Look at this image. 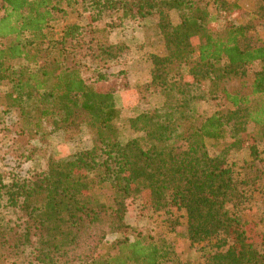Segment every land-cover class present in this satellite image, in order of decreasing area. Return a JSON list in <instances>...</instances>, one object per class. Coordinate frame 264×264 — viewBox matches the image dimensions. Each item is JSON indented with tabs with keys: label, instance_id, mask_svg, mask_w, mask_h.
Masks as SVG:
<instances>
[{
	"label": "trees",
	"instance_id": "1",
	"mask_svg": "<svg viewBox=\"0 0 264 264\" xmlns=\"http://www.w3.org/2000/svg\"><path fill=\"white\" fill-rule=\"evenodd\" d=\"M241 1L213 0L217 19L224 16L216 30L206 0H0V84L10 86L0 105L18 111V135L37 138L49 126L70 141L85 126L92 143L22 179L6 182L0 170V264H175L166 241L129 225L134 204L182 214L206 264H264L261 223L243 215L254 195L264 196V40L256 34L264 0H253L239 23L229 15ZM79 4L90 25L157 17L165 54L152 55L151 82L139 90L146 104V93H158L163 105L126 118L135 137L125 143L114 94L126 72L112 64L129 46L111 41L113 25L96 28L89 42L82 25H66L53 40L54 13ZM68 42L70 54L88 50L90 65L69 64ZM55 49L61 58L53 60ZM19 61L34 68L17 71ZM209 97L228 107L203 117L196 104ZM244 152L240 166L230 160Z\"/></svg>",
	"mask_w": 264,
	"mask_h": 264
},
{
	"label": "rangeland",
	"instance_id": "2",
	"mask_svg": "<svg viewBox=\"0 0 264 264\" xmlns=\"http://www.w3.org/2000/svg\"><path fill=\"white\" fill-rule=\"evenodd\" d=\"M208 8L213 18L212 27L216 30L223 26V19H217V11L213 0H206ZM242 8L238 13L229 15L230 18L236 19L239 23L246 21L247 16L254 11L253 0H242L240 2ZM65 9L64 13H54V20L51 23V32L54 41H61L63 37V30L66 25L78 24L85 28V39L90 41L93 37V31L96 28H104L105 26H111V41L115 43L126 42L132 44L134 48L137 49L138 55L144 59L148 58L151 53L155 52L157 54L165 53L163 49L164 43L160 36L158 30L155 28L157 17H152L145 26L141 29H127L126 33L122 36L121 27L114 26V20L110 18H105L102 22L90 25L89 14L84 11L81 4L75 5L68 8L63 5ZM3 15V11L0 9V17ZM256 34L259 35L264 40V27H258ZM197 45V41H195ZM65 47H68V51L64 53L67 55L69 64L74 60L82 61L90 65L89 60L85 59V55L88 53L86 48L78 50V52H72L70 43L68 42ZM51 59L56 60L61 58L58 51H51ZM152 57V56H151ZM118 61L112 64V70L114 72L123 71L120 70L126 63ZM72 65V64H71ZM15 69L22 70L28 68H34V66H29L28 63L24 61H19L14 64ZM258 66L254 67L257 70ZM125 80V79H123ZM125 83L124 81L122 82ZM10 91V86L8 84H0V97ZM154 108H160L163 105V98L157 94V97H153ZM117 108L120 112L122 122L120 126V140L125 143L130 139L135 137L134 132L130 129L129 125L126 123V118H128L129 112L136 115L137 108L135 110H127L121 103H116ZM145 106L139 111L146 109ZM228 107L227 102L224 98H218L217 100H212L210 97L203 101H199L196 104L198 112L203 117H208L213 115L216 111L221 108ZM132 115V114H131ZM18 111L11 110L8 112L6 108L0 105V170L5 176V181L10 182L14 179H22L38 173L47 168L50 158L64 159L80 150L87 149L92 146L90 141V132L87 127L82 126L73 140H67L66 134L63 132L49 134V126H46L47 133L33 138L29 135L20 137L18 135L19 131V119ZM208 149L211 156L218 154V149L214 142L211 140L207 141ZM261 149L264 150V144L261 145ZM30 157L27 160L25 157ZM248 159V153H238L231 155L230 160L235 161L239 166ZM140 205L134 204L129 206V211L127 214V221L131 227L137 232L151 233L157 241H166L173 251L176 258L175 264L182 262H191L193 264H206L207 258L205 257L204 251L200 245L192 246L187 240L186 234V220L182 214L176 212L174 217L165 214H154L148 212L147 210L142 211ZM243 215L247 221L259 222V229L264 231V196L256 194L253 198L252 206L249 210H244ZM262 217V218H261ZM118 237L117 235H111L108 237L109 241H113ZM174 264V263H172Z\"/></svg>",
	"mask_w": 264,
	"mask_h": 264
},
{
	"label": "crops",
	"instance_id": "3",
	"mask_svg": "<svg viewBox=\"0 0 264 264\" xmlns=\"http://www.w3.org/2000/svg\"><path fill=\"white\" fill-rule=\"evenodd\" d=\"M147 25V22H143L142 24H133L130 23L126 25V27L121 28L120 35L122 36L127 29H139V28H145ZM115 43H118L117 41ZM126 43V42H121ZM130 51L128 54H126L122 60L125 58L124 62L126 63L123 67H121L120 70H123L126 72V75L122 77V82L125 83L120 84L117 91L115 92V99L116 103H121L126 109L129 110H135L136 108H144L145 106L151 107L154 106L153 103V97H157L158 93H146L148 102L146 104L143 95L141 91L139 90L141 87L149 84L151 82V70H152V61L151 56L152 55H159L155 52L151 53L149 56V59L146 58L142 59L140 55H138V51L136 48L132 46L130 43H126ZM165 51V49H163ZM165 53H161L160 55H164ZM119 61V62H120ZM125 79V80H123ZM132 114V115H131ZM135 114L132 112H129L128 118L134 117ZM125 118V117H122Z\"/></svg>",
	"mask_w": 264,
	"mask_h": 264
}]
</instances>
